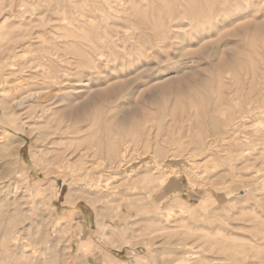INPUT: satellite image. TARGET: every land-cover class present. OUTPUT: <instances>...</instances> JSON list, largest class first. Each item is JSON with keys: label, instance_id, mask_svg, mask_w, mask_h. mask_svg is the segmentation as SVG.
<instances>
[{"label": "rangeland", "instance_id": "374dc122", "mask_svg": "<svg viewBox=\"0 0 264 264\" xmlns=\"http://www.w3.org/2000/svg\"><path fill=\"white\" fill-rule=\"evenodd\" d=\"M0 264H264V0H0Z\"/></svg>", "mask_w": 264, "mask_h": 264}, {"label": "crops", "instance_id": "0c3cea01", "mask_svg": "<svg viewBox=\"0 0 264 264\" xmlns=\"http://www.w3.org/2000/svg\"><path fill=\"white\" fill-rule=\"evenodd\" d=\"M53 204L57 218L60 219V221L70 225L71 230L74 232L73 235L76 239L80 217H83V220L86 222L87 226L95 225L99 229V218L97 212L88 203H86L87 206H84L80 200H69L68 193L64 196L57 193L53 197ZM133 211L134 210L131 209L130 206L127 207L123 204L112 218H106L105 221L107 219H109L107 221L111 223L114 221V219H120V221H123L128 217V214L132 213ZM98 233L96 232V234Z\"/></svg>", "mask_w": 264, "mask_h": 264}, {"label": "bare ground", "instance_id": "6f19581e", "mask_svg": "<svg viewBox=\"0 0 264 264\" xmlns=\"http://www.w3.org/2000/svg\"><path fill=\"white\" fill-rule=\"evenodd\" d=\"M6 76H7V75H6ZM13 83H14V82H13ZM3 85H4V83H3ZM5 90H6V89H5ZM1 91H2V90H1ZM3 91H4V90H3ZM40 105H41V104H40ZM42 105H43V104H42ZM48 106H49V105H48ZM26 109H27V108H26ZM45 109H46V108H45ZM23 111H24V110H23ZM27 111L29 112V109H28ZM27 111H26V113H27ZM35 111H36V110H35ZM45 113H46V112H45ZM48 113H49V110H48ZM33 114H34V113H33ZM53 114H54V113H53ZM21 115H22V114H21ZM40 116H41V114H40ZM23 117H24V116H23ZM30 117H32V116H30ZM39 118H40V117H39ZM23 119H24V118H23ZM27 119H28V118H27ZM33 119H34V118H33ZM45 119H46V118H45ZM50 119H51V118H50ZM33 123H34V122H33ZM34 125H35V124H34ZM38 125H39V124H38ZM56 131H57V130H56ZM56 133H57V132H54V130H53V132H50V134H48V135H54V134H56ZM52 137H53V136H52ZM53 138H54V137H53ZM52 140H53V139H52ZM50 141H51V140H50ZM53 142H54V141H53ZM43 143H44V141H43ZM53 144H54V143H53ZM47 145H48V144H47ZM114 145H115V144H114ZM112 146H113V145H112ZM114 147H115V146H114ZM114 147H112V148L115 149ZM50 148H51V147H50ZM111 150H112V149H110V151H111ZM119 151H120V150H119ZM119 151H118V152H119ZM45 152H46V151H45ZM53 153H54V152H53ZM110 153H111V152H110ZM61 154H62V153H61ZM112 154H113V153H112ZM116 154H117V150H116ZM52 155H53V154H52ZM125 156H126V155H125ZM111 157H113V156H111ZM54 161H55V160H54ZM56 161H57V160H56ZM49 163H50V162H49ZM57 163H58V162H57ZM57 163H56V164H57ZM47 165H48V164H47ZM49 165H50V164H49ZM54 165H55V164H54ZM57 166H58V165H57ZM164 175H165V174H164ZM166 176H168V175H166ZM163 179H164V180H167L164 176H163V178H161V180H163ZM160 183H164V182H163V181H162V182L160 181ZM165 183H166V182H165ZM162 185H163V184H162ZM104 187H105V186H104ZM61 188H62V187H61ZM89 193H91V192H89ZM25 198H26V197H25ZM25 204H27V203H25ZM25 206H26V205H25ZM99 213H100V212H99ZM102 213H103V212H102ZM100 214H101V213H100ZM81 215H82V214H81ZM101 215H102V214H101ZM24 216H25V215H24ZM28 216H29V214H28ZM27 218H28V217H27ZM82 218H83V217H82ZM83 221H84V220H83ZM102 221H103V220H102ZM102 221H101V222H102ZM84 222H85V221H84ZM101 222H100V225L103 223V222H102V223H101ZM85 223H86V222H85ZM98 223H99V222H98ZM12 225H13V223L11 224V226H12ZM13 226H14V225H13ZM101 226H102V225H101ZM4 228H5V227H4ZM11 228H12V227H11ZM11 230H12V229H11ZM11 230H7V229H6L7 232H9V231H11Z\"/></svg>", "mask_w": 264, "mask_h": 264}]
</instances>
